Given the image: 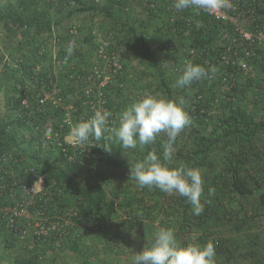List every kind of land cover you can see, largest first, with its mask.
I'll return each instance as SVG.
<instances>
[{"label":"rangeland","instance_id":"1","mask_svg":"<svg viewBox=\"0 0 264 264\" xmlns=\"http://www.w3.org/2000/svg\"><path fill=\"white\" fill-rule=\"evenodd\" d=\"M33 6L31 7L32 15L34 16L36 10H44L48 8L47 13L51 14L53 21V27L51 30L45 32H39L31 28L29 31H25L24 26H15L14 32H9L7 29L0 25V126L3 121L5 112V95L9 90L13 89V86L17 85L18 89H27L29 101L34 103L35 94L41 89V84L44 83L45 76L52 78L61 88L65 90H78L80 86L75 81L74 76L83 72L91 65V60L94 54L95 40L94 36L98 33L113 32L115 40L117 42L118 52L122 57L125 64V76L127 75L125 86L123 87V94L126 99L120 102L119 106H116V101H110L115 114L119 116V113L132 103V97L136 100L143 97L145 94H151L165 98V88H176L182 96H189L192 91L200 92L203 99L200 100V112L203 113L204 122L206 124V130L216 129L221 131L220 124L221 119L224 117V111L228 107L239 108L246 112L250 117L262 116V107L264 105V56L260 54L254 55L250 63V68L244 73L233 74V76L227 77V82L223 83L219 80L221 72L227 74L226 68L216 67L217 72L211 80H201L195 82L194 88L185 87L184 89L177 88L175 86L176 77L179 75V70L176 69L172 72V68L175 67L176 57L180 56L182 50L187 47L188 42L182 43V38L175 34H168V38L164 33L158 32L156 40L165 42V47L162 46L161 52H159L161 59L165 61L166 68L161 76L157 74L151 63H148L140 57L137 46L132 40L128 30L125 28L123 22L129 21V18H144L143 6L134 3L133 4V16L128 13H114L110 15L105 13H97L91 15L88 12H77L72 16L69 15V11H66L72 7H69L66 0H50L52 5H43V2L47 0H33ZM27 6L30 4L29 0H0V12L13 7L18 4ZM42 8V9H41ZM51 8V9H50ZM37 13V12H36ZM129 17V18H128ZM141 21L138 20L137 26L141 25ZM74 24L77 26V35L72 36L68 30L69 26ZM157 24L154 21L151 25L150 22H146V25L142 28V31L153 30ZM162 28V27H158ZM160 33V34H159ZM169 33V32H167ZM166 33V34H167ZM59 39L55 46L53 45V35ZM164 35V36H162ZM188 36V34H187ZM167 37V36H166ZM187 39V37H186ZM71 41H75V48L70 56L67 55V47ZM158 53V52H157ZM55 58V59H54ZM54 61H58L55 63ZM178 61V60H177ZM38 66V81L35 77H32L34 68ZM172 67V68H171ZM231 79H230V78ZM235 79V84L239 86L237 92H230L229 82ZM164 79V83L161 82ZM231 83H234L233 81ZM26 86V87H25ZM230 92V93H229ZM229 94V95H228ZM235 97H234V96ZM191 96V95H190ZM230 96V99L224 101L225 97ZM183 98L185 106L188 105L187 98ZM228 102V105L225 104ZM225 106V108H224ZM74 119L78 120V116L74 115ZM77 122V121H76ZM190 126H198L197 123L191 122ZM185 128L177 137L174 145V150L178 148H187L193 145V137L190 134V128ZM26 139L30 142V148L25 149L29 153L32 148L35 149L33 143L32 133L25 132ZM32 137V139H31ZM116 140V139H115ZM257 147L255 151L248 154L247 164L239 167V169L245 173L246 169L259 170L263 166V161L259 159V155L264 154V133H257ZM108 142V141H107ZM118 148L117 152H113L114 148L107 154H103V158L97 166L103 172V179L106 183V191L111 199L115 198L118 189L125 186L132 188H139V185L129 177V167L120 171L112 169L110 166V157H114L117 160L127 161L132 157V154L137 151L141 156L139 159H143V153L145 146L137 145L134 149L121 150L119 144L115 141ZM25 144L14 148L12 151L15 153L20 148H25ZM234 148L233 138L224 137L218 142L214 143L210 150L209 160L214 161L217 166L211 169L209 166H199L193 164L192 167L199 168L201 170L204 180V192L208 188L214 189V196L220 198L222 191L229 188V180L225 177L222 178L225 173L220 169L225 166L227 158L232 156ZM46 151V149H45ZM44 151L43 158L46 160L51 153H55L56 150ZM133 151V152H132ZM28 156V155H27ZM54 156V155H53ZM163 160V159H162ZM138 161V159L136 160ZM192 164V163H191ZM222 178V179H221ZM221 179V180H219ZM208 186V188L206 187ZM153 189V188H151ZM156 190L155 188L153 189ZM73 191V190H72ZM70 190V194H73ZM68 194V192H67ZM244 196L240 199L243 203V210L252 211L253 205L259 203L258 196ZM156 203L152 206L150 215L143 217L141 225L135 226L131 229L126 227L121 228V238L112 236L110 243L107 246L103 239H100L98 232L91 231L90 222L84 223L80 227L81 236V248L78 252H74L68 248H54L53 245L45 247L39 257H36L34 264H131V259L135 253L141 251L143 247H148L154 237V233L160 228L174 229L176 238L180 243L185 244H198L203 246L208 243L214 236H228L234 238L235 235L241 234L242 239L246 238L249 231L236 229V218H239L242 213H230V217L235 222L218 220L215 218H205L203 226H196L194 221V214L192 206L189 204V208L186 214L182 213L178 206L177 194L156 195ZM201 202L204 204V194L201 197ZM217 203V201H216ZM218 204V203H217ZM218 206H221L220 203ZM236 209V208H235ZM261 209V208H260ZM264 210V208L262 209ZM123 219L126 220V212L123 211ZM203 214V212H202ZM264 215V211L261 212ZM205 216V215H204ZM203 216V217H204ZM264 223V218L259 221V224ZM128 227V226H127ZM199 229H198V228ZM114 230V229H113ZM112 230V231H113ZM111 231V232H112ZM198 237V238H197ZM25 243L19 246H11L7 242L3 241L2 233L0 231V264H17L15 257L18 254L24 261V264H32L29 262V254L23 250L24 245L30 243L29 239L32 238L30 234ZM202 240L204 242H202ZM210 241V242H211ZM20 243V241H18ZM87 246H90L89 249ZM216 253V264H220L223 261V254L221 252ZM41 256V257H40ZM258 256H264V241L259 245H254L250 252H244L242 257L234 264H250L253 258ZM24 258V259H23Z\"/></svg>","mask_w":264,"mask_h":264},{"label":"trees","instance_id":"2","mask_svg":"<svg viewBox=\"0 0 264 264\" xmlns=\"http://www.w3.org/2000/svg\"><path fill=\"white\" fill-rule=\"evenodd\" d=\"M47 1L48 2L45 3L43 2V5H52L50 0ZM72 1L74 4H72ZM29 2L30 4L27 6H23L22 3L18 4L15 8L11 7L4 12H0V25L11 33L15 31V26H20V28L21 26H24L25 31H28L29 34L31 28L39 32L51 30L53 27V21L51 14L47 13L49 11L48 8H45L44 10L42 8V10H36L33 16V10L31 7L33 6L34 1L29 0ZM66 2L69 7H72L66 10L69 11V15L71 16L77 12H88L91 15H96L97 13L110 15L111 12L127 13L115 7L113 0H103V2L99 4L91 3L88 0H66ZM129 14V17H131V15L133 16V11L128 13V15ZM143 16L145 17L141 19L128 17L130 20L123 22V24L128 30L127 33L130 34L132 40L135 42L140 57L148 63H151L159 76L162 75L166 68L165 61L161 59L160 55H158L160 54L159 52H161L160 50L162 46L165 45V42L162 40L158 43L155 39V34H158L159 31H164L166 33L169 32L167 34L164 33L167 37L162 35L166 39L168 36L170 37L168 34H175L181 38L184 37L185 42H188L187 45L189 46L197 48H222L228 42V35L231 30L228 24L212 21L204 14L197 15L196 25H194L190 32L186 34L185 31H187L188 27L185 24H164L165 22L161 20L162 16L155 14L152 8L143 6ZM138 20L141 21V25L137 26L136 23ZM154 21H157V24L153 30L147 29L144 32L142 31L146 22H150L151 25ZM262 23L264 24L263 9L259 10L258 15H256L253 20V24L255 25H260ZM148 33L151 34L149 38H147ZM185 42L182 38V43L186 44ZM256 54L264 56V43L254 48V55ZM193 64H200L206 67L204 62L199 59L194 61ZM125 69L126 67L123 62V75L120 77L122 86L119 87L113 85L108 87V89H110L107 93L108 98L110 101H116L115 107L119 106V103L126 99L122 92L126 79H128L127 75L125 76L124 74ZM176 69L179 70L180 74L182 67L176 68L175 66L172 68V72ZM226 71L227 77L245 72L237 67H228L226 68ZM232 81L234 83H231ZM232 81L229 82L228 80V84H230L231 88L230 92H237L240 88L235 84L236 80L234 78ZM161 82L164 83V79H161ZM193 84H195V82H193ZM193 84L190 86L192 89L194 88ZM8 91L9 92L5 95V112L0 126V151L13 150L14 148L17 149L21 144H25V148H20L16 153L21 155L24 162L39 164L43 170L51 173L58 185H61L59 187L64 193V196L56 197L55 201L45 203L44 207L46 213L54 214L60 219V217L63 218L64 214L69 212V219L72 220V225L70 227L66 226L67 232L66 234H62V236L54 230H51L48 234H40L39 238L32 236V238L29 239L32 243L31 246L30 243H28L23 247V250L29 254L28 261L34 264L36 262V257H39L45 247L48 246L47 244H50L49 246L53 245L54 248L65 247L74 252H78L81 248L79 229L84 223L90 222L92 226L91 231L98 232L100 239H103L107 246H112L110 243V238L112 236L121 238L122 227L131 229L135 226L141 225L142 218L147 217L148 214L150 215L151 210L154 207L152 205L156 203V195H162L163 192L157 188H155L156 190L154 191V187L151 189L148 187L141 188L140 186L139 188L125 186L118 189L117 196L115 197L117 200L111 199L105 189L107 182L103 179V172L105 173L106 171L105 169L101 170L100 167H98V169L95 167L103 158V154L105 155L109 152L103 147L101 148V154L98 159L89 160L84 164L68 161L59 151H55V153L49 152L52 156L46 160L43 158L45 149H38L35 147V149L32 148L31 152L29 150L30 154H28L25 149L30 148V142L26 139L27 136L25 135V132L29 131V133H32V128L24 121V118H28L26 113H29V109L26 110L21 106L23 92L21 89L17 88V85L13 86V89L11 90L8 89ZM165 93L167 95L165 99L177 100L178 98L185 97L182 96L176 88L166 87ZM197 93L199 92L192 91L190 93L191 96L189 95L185 97L188 100L186 110L189 112L191 122L198 124V126L186 127L190 128V134L193 137V145L191 147H182L174 150L173 157L168 163L169 166L173 167L181 163L192 167L195 163L199 166H209L213 169L217 164L214 161L209 160L212 145L224 137L233 138L234 148L232 156L227 158V161L225 162L226 165L220 169L225 173L222 178L226 177L229 180L230 186L222 191V196H219L220 198H216L214 195L209 196V188L206 186L208 189L204 192L203 214L195 215L193 223H195L196 226H203V220L205 218L208 220L209 218L215 217L218 220L223 219L225 221L235 222L228 212L242 213L239 218H236L237 221L235 223L237 225V230L244 229L249 231L246 238L242 239L241 234L237 233L234 238L220 236L218 234L213 237L212 241L210 239L215 246L216 253L220 250L219 252L223 254L224 258L220 264H234L242 257L244 252H250L254 245H259L264 241V223L261 225L259 224V221L261 222L264 218V215L261 214V212L264 211L262 210L264 208V154L261 153L259 155V159L262 158L261 160L263 161L261 169L255 170L247 168L244 174L239 169V167L247 164L248 154L251 152L253 153L258 146L257 133H264V105L262 107V116L256 118L250 117L246 112L239 108L228 107L227 102L225 104L227 109L224 111V117L221 119V131L219 132L214 128L205 131L206 124L204 122V116L199 110L200 100H195ZM134 100H136V98L132 97V102ZM48 115L52 118H57L58 112L54 108L44 107L40 117H49ZM117 125L118 122L116 121L113 127H116ZM203 128H205V130H203ZM165 140L166 135L161 134L153 144L145 145L143 156L152 151L162 160L163 142ZM115 141L114 134L112 132H107L102 141V146H111V149L114 148L113 152L115 153L118 151L117 149L115 150V148H118ZM47 151L49 150H46L45 152ZM140 156L141 154L136 151L135 154L133 152L132 157L127 161L117 160L114 157H110V163H108L110 166L108 167H112V169L118 171L122 169L126 170L129 165L134 164L137 159L140 160ZM15 168L17 171L20 170L19 166H16ZM26 176L27 175L22 172L19 173V177L21 178ZM70 190H73V194H70ZM255 193H257L256 195L258 196L259 203L255 206L253 205L252 211L243 210V203L240 199L248 195L255 196ZM175 200H177L176 202H178V206L182 213L186 214L189 208L187 199L178 196L174 201ZM40 202L38 201V204ZM219 203L221 206L217 207ZM30 210L34 211L35 207H31ZM123 211L127 214L126 220L123 219ZM64 219L65 218L60 219L61 224L64 223ZM0 231L2 233L3 241L7 242L9 247L22 245L28 240V238H21L16 230L5 228L3 220H0ZM18 241H20V243ZM202 242L204 241L202 240ZM87 247L91 249L90 246ZM15 260L17 264H24V261L18 254L15 257ZM250 264H264V256L253 258Z\"/></svg>","mask_w":264,"mask_h":264},{"label":"built area","instance_id":"3","mask_svg":"<svg viewBox=\"0 0 264 264\" xmlns=\"http://www.w3.org/2000/svg\"><path fill=\"white\" fill-rule=\"evenodd\" d=\"M88 1L95 4L103 2ZM113 2L115 7L127 13L133 11L134 3L152 8L155 14L162 16L164 24H185L188 27L185 34L196 25V17L199 14L230 26L228 42L222 48H197L187 45L181 55L176 57L174 64L176 68H183L186 63H193L199 59L206 67H237L242 71H248L254 57V48L264 43V24H253L259 10H264V0H230L227 8H220L211 13L192 8L178 11L173 7L174 0H113ZM68 32L76 36L77 26L71 24ZM150 35L148 33L147 38ZM94 40L91 65L74 76L80 86L78 93L77 90L61 88L52 78L46 76L41 89L34 96L33 104L29 101L27 89L22 90L21 99V106L29 109V113H26L28 118H24V121L32 128L36 148L59 151L68 161L81 164L100 157L104 138L100 141L93 140L89 145L76 144L70 134L72 127L80 121L90 119L96 110L107 109L112 112V116L109 118V130L104 133V137L107 132H112L114 123L118 122V115L115 114L108 98L107 93L110 91L108 87L122 86L120 77L123 75V61L118 52L114 33L100 32L95 34ZM58 41L54 34L53 45L55 46ZM37 70L38 66L34 68L32 74L36 81L39 80ZM219 80L227 82L226 72H221ZM195 98L199 101L203 96L199 92ZM229 99L230 96H226L224 101ZM44 107L56 109L57 118L49 115L40 117ZM74 115L78 116V120L74 119ZM48 128L52 129L50 137L44 135ZM16 166H19L20 170L17 171ZM21 172L27 176L19 177ZM59 186L61 185H58L52 174L43 170L39 164L24 162L21 155L12 150L0 151V220H3L5 228L16 230L21 238H27L30 234L39 238L40 234H48L51 230L57 231L61 236L66 234V226L72 225L69 212L64 214V223L61 224L60 219L63 218L58 219L56 215L46 213L44 207L45 203L64 196ZM38 201L41 202L38 204ZM31 207H35V210L31 211Z\"/></svg>","mask_w":264,"mask_h":264},{"label":"clouds","instance_id":"4","mask_svg":"<svg viewBox=\"0 0 264 264\" xmlns=\"http://www.w3.org/2000/svg\"><path fill=\"white\" fill-rule=\"evenodd\" d=\"M230 0H174L176 10L195 9L213 12L227 8ZM75 48V41L67 47L70 56ZM217 72L215 66L205 67L200 64L186 63L176 77L175 86L180 89L190 87L193 82L211 80ZM112 112L107 109L96 110L94 115L75 124L71 136L76 144L89 145L91 141H100L108 131L109 118ZM191 124V117L186 110L184 99H165L145 94L134 100L119 113L118 125L111 129L119 148L134 149L153 144L161 134L166 135L163 142V160L155 152H148L143 159L129 167L131 177L141 188H157L166 194H177L186 198L193 209L194 215L204 210L201 197L204 194V180L201 170L183 163L169 166L174 154V145L180 133ZM45 136L52 135V129H46ZM98 145L91 143V145ZM111 151V146H102ZM208 189V195L214 194ZM206 202V201H205ZM139 215V214H138ZM216 250L212 242L203 246L198 244H182L174 229L160 228L154 233L148 247L134 254L131 264H216Z\"/></svg>","mask_w":264,"mask_h":264}]
</instances>
